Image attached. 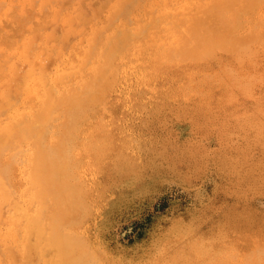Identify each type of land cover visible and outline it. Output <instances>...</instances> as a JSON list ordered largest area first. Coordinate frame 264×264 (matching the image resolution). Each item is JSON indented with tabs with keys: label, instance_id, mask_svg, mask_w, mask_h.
I'll return each mask as SVG.
<instances>
[{
	"label": "bare ground",
	"instance_id": "1",
	"mask_svg": "<svg viewBox=\"0 0 264 264\" xmlns=\"http://www.w3.org/2000/svg\"><path fill=\"white\" fill-rule=\"evenodd\" d=\"M104 3L49 78L44 70L32 71L20 104L3 101L13 110L0 120V203L9 202L13 211L1 240L8 258L17 246L24 264L32 255L43 264L107 263L82 235L90 191L99 181L96 175L88 185L83 176L100 172L113 154L114 166L126 168L129 155L112 152L108 126L110 95L119 83L137 76L156 95L176 98L213 82L201 74L221 50L264 46L258 10L264 0ZM28 45L24 40L21 48ZM246 87L241 79L230 96ZM255 126L264 146V120ZM237 222L227 219L207 236L183 227L145 264H264V226L250 231Z\"/></svg>",
	"mask_w": 264,
	"mask_h": 264
},
{
	"label": "rangeland",
	"instance_id": "2",
	"mask_svg": "<svg viewBox=\"0 0 264 264\" xmlns=\"http://www.w3.org/2000/svg\"><path fill=\"white\" fill-rule=\"evenodd\" d=\"M104 1L0 0V120L13 110L3 101L20 104L32 71L49 78L67 59ZM258 10L264 18V6ZM24 40L29 45L21 48ZM262 46L221 50L201 74L210 86L176 98L156 95L137 76L116 86L108 126L112 152L129 155L127 169L114 166L113 154L100 172L83 176L88 185L96 175L99 181L90 191L82 235L105 264H145L183 227L207 236L230 218L250 231L264 226V146L255 135V124L264 120ZM241 79L248 91L230 96ZM12 211L9 202L0 203V264H24L17 246L10 259L1 240ZM29 260L43 264L39 256Z\"/></svg>",
	"mask_w": 264,
	"mask_h": 264
}]
</instances>
